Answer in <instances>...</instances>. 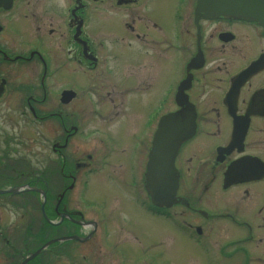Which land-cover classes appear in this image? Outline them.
<instances>
[{
	"label": "flooded vegetation",
	"instance_id": "obj_1",
	"mask_svg": "<svg viewBox=\"0 0 264 264\" xmlns=\"http://www.w3.org/2000/svg\"><path fill=\"white\" fill-rule=\"evenodd\" d=\"M198 3L0 0V264H151L90 195L112 175L152 218L204 235L213 261L264 264V26ZM178 93L197 125L161 208L147 164ZM132 111L142 132L125 137Z\"/></svg>",
	"mask_w": 264,
	"mask_h": 264
},
{
	"label": "rangeland",
	"instance_id": "obj_2",
	"mask_svg": "<svg viewBox=\"0 0 264 264\" xmlns=\"http://www.w3.org/2000/svg\"><path fill=\"white\" fill-rule=\"evenodd\" d=\"M33 35L32 32L28 33V36ZM138 115L137 111L129 112L124 122L125 137L133 131L142 132ZM91 124L102 125L99 120ZM199 176L202 177L201 174ZM192 178L193 185L202 183L201 180L197 183L195 174L185 175L186 181L192 182ZM126 189L125 185L122 186L120 178L112 175L111 183L98 185L90 193L92 198L106 201L111 209V215L120 220L121 224L126 222L127 226H131L132 229L128 230L126 240L122 243L125 251L130 255L144 254L142 262L149 263L151 257V264H219L213 261V252L204 251V235L186 233L175 226H169L168 221L152 218L153 216L147 212L145 203L147 195L143 193V189L134 190L137 192L134 202L133 194ZM201 200V204H204V197ZM155 219L159 221L156 222ZM125 226L123 224V227Z\"/></svg>",
	"mask_w": 264,
	"mask_h": 264
},
{
	"label": "water",
	"instance_id": "obj_3",
	"mask_svg": "<svg viewBox=\"0 0 264 264\" xmlns=\"http://www.w3.org/2000/svg\"><path fill=\"white\" fill-rule=\"evenodd\" d=\"M199 11L208 17L224 15L259 21L264 25V0H200ZM184 109L165 117L156 134L146 176V188L155 204L170 206L175 202L179 175L175 160L181 145L195 133V115L180 95Z\"/></svg>",
	"mask_w": 264,
	"mask_h": 264
}]
</instances>
